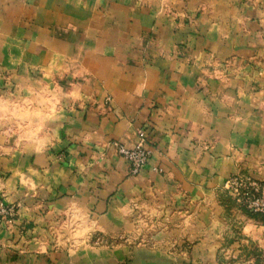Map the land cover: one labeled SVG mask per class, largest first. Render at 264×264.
Here are the masks:
<instances>
[{
	"label": "crops",
	"instance_id": "0c3cea01",
	"mask_svg": "<svg viewBox=\"0 0 264 264\" xmlns=\"http://www.w3.org/2000/svg\"><path fill=\"white\" fill-rule=\"evenodd\" d=\"M235 176L264 184V0H0V264H264Z\"/></svg>",
	"mask_w": 264,
	"mask_h": 264
},
{
	"label": "built area",
	"instance_id": "2783aa9c",
	"mask_svg": "<svg viewBox=\"0 0 264 264\" xmlns=\"http://www.w3.org/2000/svg\"><path fill=\"white\" fill-rule=\"evenodd\" d=\"M108 101V99H106ZM139 141L131 150L117 146L118 153L127 161L130 175H137L148 160L149 153L143 147L142 133ZM224 190L234 203L248 212L264 216V184L240 176L229 179ZM18 214L17 205H9L0 201V225H11Z\"/></svg>",
	"mask_w": 264,
	"mask_h": 264
},
{
	"label": "rangeland",
	"instance_id": "374dc122",
	"mask_svg": "<svg viewBox=\"0 0 264 264\" xmlns=\"http://www.w3.org/2000/svg\"><path fill=\"white\" fill-rule=\"evenodd\" d=\"M131 242V237L127 236V235H122V236H117V237H113V238H109V239H104V241L102 239L99 240V245L103 244V243H107L108 245H128ZM226 261V260H225ZM239 261H237L238 264ZM224 264H232V263H224Z\"/></svg>",
	"mask_w": 264,
	"mask_h": 264
}]
</instances>
